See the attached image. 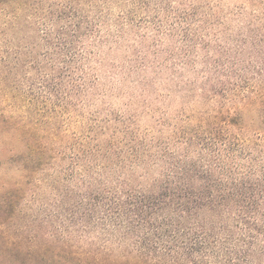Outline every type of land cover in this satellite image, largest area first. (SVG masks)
<instances>
[{"label":"rangeland","instance_id":"obj_1","mask_svg":"<svg viewBox=\"0 0 264 264\" xmlns=\"http://www.w3.org/2000/svg\"><path fill=\"white\" fill-rule=\"evenodd\" d=\"M76 5L92 31H79L77 61L62 76L44 64L38 43L39 29L61 23L38 28L26 8L0 10V249L78 242L117 257L130 250L94 235L78 239L76 193L85 192L89 171L99 169L108 185L121 177L145 186L162 169L155 158L224 138L249 143L241 150L251 158L241 154L238 164L264 166L254 103L264 92V0Z\"/></svg>","mask_w":264,"mask_h":264},{"label":"trees","instance_id":"obj_2","mask_svg":"<svg viewBox=\"0 0 264 264\" xmlns=\"http://www.w3.org/2000/svg\"><path fill=\"white\" fill-rule=\"evenodd\" d=\"M80 1L0 0V10L26 8L38 28L61 23L56 29H39L38 43L44 49V64L58 67L62 76L77 61L79 31L90 25L77 10ZM254 103L264 129V92ZM202 143L209 145L198 153L155 158L153 163L162 162V169L145 186L128 184L121 177L108 185L96 174L99 169L89 171L85 192L76 193L74 222L80 223L83 235L78 239L94 235L104 244L130 243L131 249L120 256L76 242L57 251L0 249V264H261L264 166L257 171L253 165L237 163L241 154L251 158L250 151L241 150L249 144L246 141L236 146L230 138Z\"/></svg>","mask_w":264,"mask_h":264}]
</instances>
